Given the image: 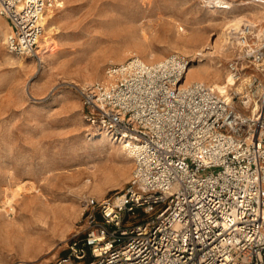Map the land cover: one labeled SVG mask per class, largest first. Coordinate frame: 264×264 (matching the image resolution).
<instances>
[{
    "label": "built area",
    "instance_id": "1",
    "mask_svg": "<svg viewBox=\"0 0 264 264\" xmlns=\"http://www.w3.org/2000/svg\"><path fill=\"white\" fill-rule=\"evenodd\" d=\"M55 4L0 0L10 51L39 58L43 12ZM256 32L246 20L236 33L237 80L250 65L264 74ZM192 63L177 52L154 63L132 56L108 68V82L75 85L91 129L125 147L134 168L121 191L85 199L83 233L45 264H264V84L246 113L206 82L183 81Z\"/></svg>",
    "mask_w": 264,
    "mask_h": 264
},
{
    "label": "rangeland",
    "instance_id": "2",
    "mask_svg": "<svg viewBox=\"0 0 264 264\" xmlns=\"http://www.w3.org/2000/svg\"><path fill=\"white\" fill-rule=\"evenodd\" d=\"M55 1L43 12L54 11V31L49 41L40 38L39 58L10 51L12 22L0 15V25L10 26V32H0V264H45L67 255L87 225L85 199L121 191L132 176L134 158L91 129L75 85L108 82V68L132 56L154 63L177 52L197 68L218 66V79L196 80L220 93L217 87L241 49L229 44V51L222 50L230 28L222 16L247 13L250 20L248 11L264 9L256 0H223L233 3L231 9L217 0ZM254 75L258 82L250 88ZM239 82L242 89L233 86L228 95H235L240 111L252 113L264 74L250 65ZM245 96L250 104L242 102ZM95 165L111 179L102 180L100 191L81 186ZM43 213L49 222L40 227Z\"/></svg>",
    "mask_w": 264,
    "mask_h": 264
},
{
    "label": "bare ground",
    "instance_id": "3",
    "mask_svg": "<svg viewBox=\"0 0 264 264\" xmlns=\"http://www.w3.org/2000/svg\"><path fill=\"white\" fill-rule=\"evenodd\" d=\"M232 4L233 3H231V2H226V4H225L226 6L225 5H223V6L229 7L231 9ZM241 4H244V3H241ZM45 11H46V9H45ZM226 12H228V11L226 10ZM248 12L251 13L253 19H250V20H252V23L254 25H256V27H257V33L260 36L263 33V31H264V9H258V10L256 9V10H252V11H248ZM54 14L55 13H54L53 10H51V8H50V10L47 13H45V15L43 14L44 15V17H43L44 18V23H45V25H44L45 26V32L43 33V35L41 37H42V39L44 41H49L50 38H51L52 32L54 31V27H53L52 21H50V20L53 19ZM222 18H223L224 21H227L228 22L227 23L228 24V27H230L227 31H225L223 33V35H224V43L221 44L222 45V50H228L229 49V44H237V46H238V41H237L236 33L239 31L242 23L245 22L246 20H249V17L247 16V13H243V14H234V15L232 14V17L231 18H229V16H227V15H224V16H222ZM218 23H220V22H218ZM9 27H10L9 24L8 25H5L4 27L2 25H0V32L1 33H8V32H10ZM181 29L184 30L183 28H181ZM187 36L188 35H181L180 32H179V37L181 39H188ZM0 37L3 38L2 36H0ZM196 38H198V36H196ZM40 41H41V39H40ZM0 44H1V42H0ZM220 74H221V70H220V68L218 66H216V67L215 66H212V67H208V68H205V67H203V68H197V63H195V64H190V66L188 67V69L186 71V75H185V78H184L183 81L189 82V81L196 80V79H203V80L204 79H207V80L214 81V80H216V79H218L220 77ZM247 79H248V77H247ZM244 80H246V78H244L242 81H244ZM238 81L239 80L235 79L232 76V74L230 73V71H229V77L226 78V80L224 81V83L222 85L218 86L217 89H218V91L221 94H223L224 96H226L228 99L232 100L231 97H230V95H228L229 94V90L233 86H236L238 84H239L238 85V88L239 89H242V85H240V82L238 83ZM253 106L254 107H253V110L252 111L255 112L257 110V108H258V104L255 103ZM104 135L105 136H103V137H106L107 135H109V133L106 132ZM115 142H117V141H115ZM88 169H90V168H88ZM91 172H92V177L88 178L84 183L81 184V186H83V187L92 186V190H94V191H100L101 190L100 189V187H101L100 184L102 183V180L105 183H110L111 182L110 177L105 176L103 178L102 177V174L100 175L99 168H97V165H95L94 169H92ZM73 177H74V179L78 178V179H76L78 182L80 181L79 180L80 176L78 174L77 175H74ZM70 178H71V176H70ZM49 211L52 212V213H54V209H52V208H50ZM47 213L46 214L43 213L42 214V217L37 219L38 222L41 223V224L40 223L38 224L40 227L44 226L45 224H47L49 222V220H48L49 215Z\"/></svg>",
    "mask_w": 264,
    "mask_h": 264
}]
</instances>
